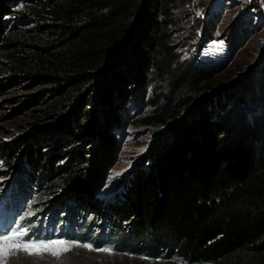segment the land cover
<instances>
[{
	"label": "trees",
	"instance_id": "obj_1",
	"mask_svg": "<svg viewBox=\"0 0 264 264\" xmlns=\"http://www.w3.org/2000/svg\"><path fill=\"white\" fill-rule=\"evenodd\" d=\"M18 1L0 0V54L30 82L24 90L52 86L53 124L6 147L7 172L24 158L37 175L42 170L49 188L65 191L61 202L70 198L95 212L104 207L113 236L124 238L119 249L144 253L146 246L160 257L166 247L165 258L175 252L188 264H264V157L255 137L227 115L235 98L249 103L247 93H226L186 114L193 98L164 102L140 122L166 125L169 132L125 183L124 201L105 209L98 199L117 159L116 133L126 123L127 104L138 91L144 94L148 72L169 55L168 0H25L40 24L30 39L9 27ZM12 79L0 92L19 85ZM27 97L33 98L16 111L44 100ZM46 144H52L49 153ZM64 150L72 155L66 165L57 163ZM128 221L133 235L120 226L116 231ZM138 240L146 242L142 249L128 247Z\"/></svg>",
	"mask_w": 264,
	"mask_h": 264
},
{
	"label": "rangeland",
	"instance_id": "obj_2",
	"mask_svg": "<svg viewBox=\"0 0 264 264\" xmlns=\"http://www.w3.org/2000/svg\"><path fill=\"white\" fill-rule=\"evenodd\" d=\"M168 2L171 7L168 19L169 58H163L160 69L148 72L144 94L138 91L127 104L126 123L116 133L117 159L98 195L105 209L109 204L124 201L125 183L147 163L169 132L166 125L140 122L157 113L166 101L193 98L191 107L183 108L186 114L197 104L224 99L226 93H247L249 103L243 104L235 98L227 115L237 124L238 130L246 129L252 139L255 137L254 145L264 157V0ZM12 9L13 14L8 17L10 29L20 30L26 38L34 37L40 24L28 14L26 1L19 0ZM220 42H223L222 50L212 47ZM14 69L17 65L5 54H0V84L12 78L19 83L0 92V230L21 224L29 229L33 238L76 241L81 245L91 244L94 250L73 247L60 258L48 253L37 256L19 252L10 256L7 264H188L175 252L170 259L165 258L171 250L166 247L160 248V257L149 255L144 240L128 245L139 250L143 245L144 253L127 250L126 246L119 249L124 238L113 236L111 224L107 226L110 218L103 215L108 214L104 207L95 212L88 205H81L70 198L61 202L65 191L49 188L46 176L42 177V170L37 175L24 158L19 161L17 171L7 172L2 159L6 147L23 134L38 133L37 127L53 124L49 114L52 104L51 100L48 101L54 93L52 86L42 90H24L30 82L20 79ZM208 75L211 80L206 82ZM29 94L40 97L43 94L41 98L44 100L28 109L16 111L21 102L33 98L27 97ZM225 112L221 115L224 116ZM52 144L44 146V153L53 150ZM60 155L57 163L66 165L71 162L72 155L68 150ZM119 226L125 234L133 235L130 221L119 222L117 232ZM101 248H111L112 252L96 250Z\"/></svg>",
	"mask_w": 264,
	"mask_h": 264
},
{
	"label": "snow or ice",
	"instance_id": "obj_3",
	"mask_svg": "<svg viewBox=\"0 0 264 264\" xmlns=\"http://www.w3.org/2000/svg\"><path fill=\"white\" fill-rule=\"evenodd\" d=\"M200 14V13H198ZM216 50L223 49V42L212 46ZM117 173L116 175H120ZM34 215V213H29ZM73 247H84L94 250L91 244H79L76 241L64 239H36L29 235V229L16 224L7 230H0V264H7V259L15 253L24 252L28 255L42 256L45 253L60 258L63 253L69 252ZM111 253V248L96 249Z\"/></svg>",
	"mask_w": 264,
	"mask_h": 264
}]
</instances>
